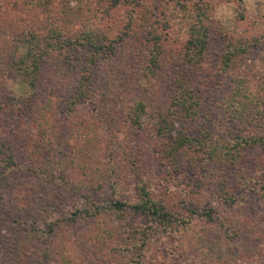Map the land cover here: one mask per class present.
Here are the masks:
<instances>
[{
    "label": "rangeland",
    "instance_id": "rangeland-1",
    "mask_svg": "<svg viewBox=\"0 0 264 264\" xmlns=\"http://www.w3.org/2000/svg\"><path fill=\"white\" fill-rule=\"evenodd\" d=\"M22 1L0 0V140L17 157L9 174L0 163V264H264V0H42L40 10ZM202 23L206 56L186 76ZM54 27L114 48L94 70L97 102L74 112L73 67L60 71L51 57L35 89L2 64L27 51L16 40ZM230 43L249 51L226 74ZM185 79L199 97L191 135L202 142L180 151L176 133L138 130L132 116L145 100L151 117L172 119ZM97 169L105 191L89 204L81 186ZM141 183L178 223L150 231L145 216L107 209L111 196L135 204Z\"/></svg>",
    "mask_w": 264,
    "mask_h": 264
},
{
    "label": "trees",
    "instance_id": "trees-1",
    "mask_svg": "<svg viewBox=\"0 0 264 264\" xmlns=\"http://www.w3.org/2000/svg\"><path fill=\"white\" fill-rule=\"evenodd\" d=\"M36 2L37 0H33ZM39 1H41L39 3ZM36 4L31 0L22 1V3L28 9L34 8V10L42 9V0H39ZM122 0H115V4H118ZM23 5V6H24ZM62 14L65 13V9L62 7ZM63 17V16H62ZM64 18V17H63ZM203 24V23H202ZM61 27L50 28L47 33L42 34L39 29L36 31L29 32L27 36L21 37L20 40H16V48L19 44L27 47L25 53L14 52L12 57L5 59L2 63L7 66V69L13 70L14 72L20 73L23 79L28 82V84L35 88L39 83L41 74H43V69L46 64H48L51 57L56 60H60L57 63L58 69L62 71L68 66L73 67L77 74L79 75L73 89V94L69 101L70 109L73 111L74 107L80 105V103L85 104H95L96 93H95V79L94 70L97 68L100 60L108 59L114 52V48L108 45L102 37L91 32H82L81 34L75 33L74 37H67L64 32H62ZM209 29L206 25H196L192 29L191 37L187 45V58L190 64H186V69L196 67L195 65L201 64L206 56L207 46L209 42ZM232 44L229 52L224 55L223 62L221 63V70L230 74L236 70L237 63L244 61L247 58V49L249 46L245 43L242 45ZM235 45V46H233ZM15 49V48H14ZM7 50L2 48L1 52L4 53ZM249 51V49H248ZM157 56L149 59L150 63L153 65L149 67L148 71L152 75H156L158 70ZM238 61V62H237ZM187 72V70H186ZM189 73L187 72L186 76ZM246 80V79H245ZM247 81V80H246ZM178 90L176 91V97L174 102L177 104V110L174 117L166 119H157L155 116L151 117V108L148 106L145 100H140L137 104L138 106L134 110L132 116V124L136 129H144L149 124L156 127L157 132L160 135L166 136L168 132L176 133V138L172 145H176V150L182 151L188 148L190 145H201V141H197L196 137L191 135V128L198 126L199 121H195L194 117L196 111L199 107V97L193 93L191 85L188 80L178 81ZM87 126V125H86ZM120 134V132L118 133ZM208 141V140H207ZM228 141V140H227ZM225 141V142H227ZM223 142V143H225ZM261 145H264L263 141H260ZM208 145H214V143ZM0 145H2V150L0 149V163L5 168V173L9 174L16 167V155L8 141L0 140ZM67 145L70 143L67 142ZM226 145H236L233 140H230ZM210 154L212 157L218 156L222 157V153H219L216 149H210ZM226 155V154H225ZM226 160V159H225ZM100 176L103 177H98ZM106 171L101 169L95 170L93 173L86 177L87 181L81 186V190L90 204L91 197H88L91 193H99L104 190L103 182L100 178L105 179L107 177ZM113 187L117 189L114 183ZM107 204V209H113L116 212H123L126 209H131L135 213L145 216L150 219L152 227L150 231L155 227H164V229H169L175 223H178L179 219L174 218L170 212L169 205L158 201L149 192L148 187L143 183L138 187V201L129 205L119 199H114L111 196L110 200L104 201ZM95 205V202L92 206ZM98 216V213H96ZM195 214L199 217L203 216V213L195 211ZM212 210L208 211L204 216L211 218ZM145 234V233H144ZM142 242V247H145L149 242L150 238L143 237L139 239Z\"/></svg>",
    "mask_w": 264,
    "mask_h": 264
}]
</instances>
